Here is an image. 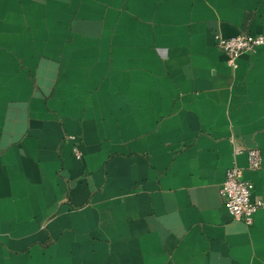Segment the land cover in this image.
Wrapping results in <instances>:
<instances>
[{
	"label": "crops",
	"instance_id": "1",
	"mask_svg": "<svg viewBox=\"0 0 264 264\" xmlns=\"http://www.w3.org/2000/svg\"><path fill=\"white\" fill-rule=\"evenodd\" d=\"M216 33L264 0H0V264H264V43L233 68Z\"/></svg>",
	"mask_w": 264,
	"mask_h": 264
},
{
	"label": "built area",
	"instance_id": "2",
	"mask_svg": "<svg viewBox=\"0 0 264 264\" xmlns=\"http://www.w3.org/2000/svg\"><path fill=\"white\" fill-rule=\"evenodd\" d=\"M216 45L225 53L226 63L230 67L237 66L238 57L245 52H252L264 43L260 34L239 33L225 36L220 33L214 35ZM74 139V135H69ZM74 154L79 157L80 152L76 145L73 146ZM245 152L247 166L259 168L262 164V154L258 147L239 148L236 153ZM253 182L245 179L243 168L233 164L225 171V176L220 184L219 191L229 213L242 220L246 225L253 223L255 212L263 206V200L253 196Z\"/></svg>",
	"mask_w": 264,
	"mask_h": 264
}]
</instances>
